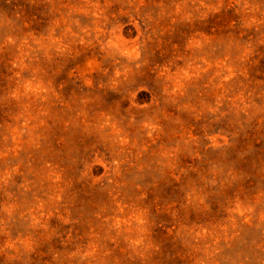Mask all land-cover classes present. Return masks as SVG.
<instances>
[{
    "label": "rangeland",
    "instance_id": "374dc122",
    "mask_svg": "<svg viewBox=\"0 0 264 264\" xmlns=\"http://www.w3.org/2000/svg\"><path fill=\"white\" fill-rule=\"evenodd\" d=\"M0 264H264V0H0Z\"/></svg>",
    "mask_w": 264,
    "mask_h": 264
}]
</instances>
